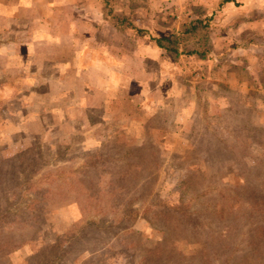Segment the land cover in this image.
Returning a JSON list of instances; mask_svg holds the SVG:
<instances>
[{
  "label": "rangeland",
  "instance_id": "rangeland-1",
  "mask_svg": "<svg viewBox=\"0 0 264 264\" xmlns=\"http://www.w3.org/2000/svg\"><path fill=\"white\" fill-rule=\"evenodd\" d=\"M239 2L0 0V264H132L143 252L121 251L119 246L110 249L107 241L113 238L114 228L109 224L111 219L117 222L115 213L102 215L94 212L98 206L91 201L78 203L74 195L65 193L61 197L56 192L62 175L44 176L59 166H80L85 155L104 142L105 135L115 134L113 126L87 120L86 104L94 107L107 94L84 96L82 90L84 85L98 87L99 77L76 81L73 76H48L56 68L40 58L53 45L41 46L42 42L27 58L23 53L27 47L10 41L35 43L59 33L66 44L82 46L86 55L99 57L108 52L107 58L120 67L115 68L119 77L113 80L118 86H154V91L141 90L137 103L124 101L128 94L120 89L112 120L119 124L118 131L130 127L128 146L146 137L156 138L153 145L164 149L161 166L154 168H161L162 175L153 198L177 200L182 180L191 174L199 193L211 190L209 195L217 193L221 199L216 198L227 202L230 187L244 183V178L260 186L264 178V164L253 162H264V145L255 143L264 144V0ZM184 23L198 27L184 34ZM137 28L146 33H137ZM171 35L179 38L180 53H154L150 39ZM192 50L198 52L187 53ZM137 51L155 54L160 61L145 60L146 72L141 75ZM57 80L64 83L63 89L59 86L63 93ZM74 87L75 92L71 91ZM170 96H176L177 102L186 101L178 103L182 112L176 133L156 124L150 131H137L136 122L148 120L151 112L133 104L169 102ZM230 105L233 109H228ZM94 109L90 112L95 121L102 118L104 107ZM249 125L255 130L249 131ZM216 135L230 141L231 147H217ZM206 174L213 178L201 179ZM31 183L43 192L50 189L42 198L50 211L33 223L26 215L34 197ZM187 198L201 200L202 196ZM135 225L148 245L160 238L161 233L145 220ZM230 244L236 247L233 258L213 264H264V252L258 256L240 237ZM178 247L188 253L200 251L199 245L185 238Z\"/></svg>",
  "mask_w": 264,
  "mask_h": 264
},
{
  "label": "trees",
  "instance_id": "trees-1",
  "mask_svg": "<svg viewBox=\"0 0 264 264\" xmlns=\"http://www.w3.org/2000/svg\"><path fill=\"white\" fill-rule=\"evenodd\" d=\"M225 1L240 4L239 0ZM183 26L184 34L194 32L198 27L194 23H184ZM137 31L140 34L146 33V30L140 28ZM151 39L169 53H180L179 38L175 35ZM196 52L198 50L187 53ZM231 108L233 109L230 105L228 109ZM247 129L255 130V127L249 125ZM235 138L240 142V138ZM214 141L217 147L229 148L232 144L219 135L214 136ZM255 143L264 145L263 141L255 140ZM157 149L152 142L134 147H120L117 143L105 142L95 152L85 155L80 166H59L50 173H44V176L53 173L62 175L63 179L58 182L56 192L61 197L65 193L74 195L73 200H78V203H82L81 200L91 201L98 206V210L95 209L94 212L102 215L114 212L117 222L111 219L109 224L114 229L113 238L107 241L108 245L111 246L110 249L119 246L121 251L129 250L136 254L143 251L132 264H213L214 261L222 262V259L228 261L233 258L236 249L230 243L233 238L238 237L244 246L258 256L260 251L264 252V178L261 185L257 186L247 183L242 177L244 183L230 187V200L224 202L217 193L215 195L220 199L214 194L209 195L211 190L199 193L196 189L199 185L194 176L187 174L182 180L177 200L165 197L154 199L158 181L154 168L160 167L162 163ZM231 154H234V150ZM20 155L22 160L26 158L25 152ZM253 162L257 166L264 164L259 160ZM207 178L212 179L213 175L201 177ZM30 185L35 190L31 192L34 197L28 204L26 215L29 216V222L33 223L41 214L50 211L46 207V201L42 200L46 196L43 193L50 189L43 192L37 184ZM199 194L202 196L201 200L187 198L189 195L198 197ZM233 212L234 219L231 217ZM140 218L161 233L153 245H148L135 227ZM105 219L108 217L103 220ZM183 237L187 242L199 245L200 251L188 253L180 249L178 244L179 240H184Z\"/></svg>",
  "mask_w": 264,
  "mask_h": 264
},
{
  "label": "crops",
  "instance_id": "crops-1",
  "mask_svg": "<svg viewBox=\"0 0 264 264\" xmlns=\"http://www.w3.org/2000/svg\"><path fill=\"white\" fill-rule=\"evenodd\" d=\"M4 8H7L5 6H2ZM37 28V27H36ZM48 28V27H46ZM44 28V29H46ZM38 29V28H37ZM138 33V31H137ZM45 34V33H44ZM46 35H50V34H46ZM49 37H44L42 39H40L38 42H29L28 40L25 43H20V41L15 40L14 42L10 41V43H19V44H23L25 45L27 48L25 49V51L23 53H25L26 57L28 58L30 55H28L29 53L32 54L34 53L33 51H35V47L36 45L39 44H43L41 46H52V50L48 49L42 52V57L40 59H42L44 62H50L53 63L52 65L55 66L56 68V73L54 74H48V76H56V78H62L64 76H73L75 77V80L78 81V78H82V77H87L90 75H95L99 77V81L98 83L100 84L98 87L96 86H85L84 85V89L82 90V92L85 95H88V93H93V94H98V93H104L107 94V96H103L102 99H99V102L96 104V106H91V104H86V106L84 107V109L88 110V115H87V120H90V123H98V124H104L105 126H109V128H111V126H113L115 129V134H112L111 132L107 135L104 136L103 140L104 142H102L99 147L96 149L98 150L100 148V146L105 143V142H114L119 144L120 147H130L128 146L126 142V140L129 139L128 136V130H130V127H128L125 130H121L118 131L119 129V124L118 123H112L113 120V116L116 115V112L114 109L116 108L117 104V93L118 91H120V89H124L125 91H127V99H123L124 101L127 102H132V103H137L138 101H140V99H138V93H141L143 91H154L155 88L154 86H152L151 88L149 87H143L142 86H131V85H127L125 87H121L120 85L118 86L117 84H115V82H113L115 76L119 77L118 73L116 72L115 68H119L120 67L116 66V64H113L115 62V60H113L111 62V60L109 58H107V54L108 52H103V56H99V57H95L93 55H86L83 52H81V47L82 46H78V43H68L66 44L64 42V40L62 39V35H60L59 33L56 36H50V40H48ZM151 42H153L151 44L150 47H152V50L156 52V54L160 53L159 51H163L164 49H162L161 47H159L157 45V43L150 39ZM67 45V46H66ZM55 47V49H54ZM43 48V47H42ZM156 48V49H155ZM45 49V48H44ZM70 51L68 54L66 51ZM137 55V59L140 60L141 64V75H143L146 72V69L144 67V63L145 60H153L156 61L158 58H156L155 54L152 56H150L151 54H145V52H140L137 51L136 52ZM147 55V56H146ZM148 57V58H147ZM140 58V59H139ZM160 61V60H157ZM51 65V66H52ZM43 70V69H42ZM41 70V71H42ZM44 72V71H42ZM43 76V73L41 74ZM56 83L58 84V90H62L65 86L64 83L61 82V80H57ZM102 84V85H101ZM62 87V89L60 87ZM64 86V87H63ZM140 87V88H139ZM146 89V90H145ZM150 89V90H149ZM143 90V91H141ZM71 91L75 92V87L71 89ZM64 92V90H62V93ZM123 92V91H121ZM145 93V92H144ZM109 94L110 98H109ZM141 96V95H140ZM169 102L164 101L163 103H161L160 101H151L152 103L149 105H145L144 103H141L139 106L136 104H133L135 106V108H142L145 109L146 107V111L147 112H151L149 114V119L145 120V121H141V122H136V126L135 129L137 131H150L152 124H156L157 126L161 127L166 126L169 127L170 129H172L174 131V133H176L177 131V125L180 123L179 118L181 117V108L182 105L179 106V102H185L186 101H179L177 102L178 99H176L175 97H171L170 96ZM122 100V101H123ZM138 100V101H137ZM102 105V106H97V105ZM80 105V102L77 104V107ZM155 105V106H153ZM59 104H58V108H59ZM145 106V107H144ZM100 108V107H104V111L103 113H101V117L102 118H98L97 120H93L92 119V115L90 110H93L94 108ZM120 107V106H119ZM63 107H61L60 112H64V110L62 109ZM122 109V108H119ZM63 110V111H61ZM95 110V109H94ZM129 116V115H128ZM127 118V117H126ZM128 119V118H127ZM129 124V122H128ZM111 125V126H110ZM127 125V124H125ZM123 128H125L123 126ZM117 133V134H116ZM118 133H124V134H118ZM145 139V140H144ZM144 141H142L139 144H136V146H140L142 144H144L146 141H148V143L152 142L153 140L156 141V138H143ZM124 141V142H123ZM156 143V142H155ZM160 148V145H158ZM134 147V146H133ZM160 154V158L165 157L164 153V149L160 148L158 149V152ZM158 174V181H160L161 175H162V169L160 168L158 171H156ZM157 192V189L155 190ZM141 219V218H140ZM139 219V220H140ZM144 220V219H143ZM136 224V223H135ZM136 227V225H135ZM137 230L139 231V233H141V235L143 236L142 230L139 227H136ZM143 238L145 239V237L143 236ZM157 240V239H156Z\"/></svg>",
  "mask_w": 264,
  "mask_h": 264
}]
</instances>
